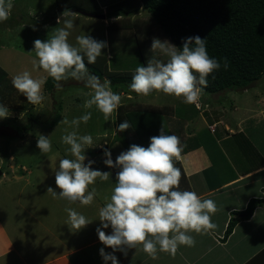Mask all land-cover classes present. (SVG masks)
Listing matches in <instances>:
<instances>
[{
    "label": "clouds",
    "instance_id": "1",
    "mask_svg": "<svg viewBox=\"0 0 264 264\" xmlns=\"http://www.w3.org/2000/svg\"><path fill=\"white\" fill-rule=\"evenodd\" d=\"M13 6L12 0H0V22L10 18ZM99 14L104 15L102 11ZM78 15L65 8L57 17V25L62 23L63 26L56 27L45 41L34 40L32 51L36 58L32 60L33 70H43L47 77L57 82V89H62L60 81L69 78L83 81L91 89L88 93L90 98L85 100L83 107L92 109L95 106L107 121L120 107L121 95L112 91L107 78L101 81L91 74L88 65L96 63L97 58L104 54L103 50L108 48V43L88 34L78 35L75 44L70 43L69 37ZM149 51L159 52L167 59L151 55L146 65L135 69L130 89L137 95L148 96L156 91L183 98L184 103L195 104L207 88V77L221 68L220 61L209 56L206 39L199 35L184 38L182 47L154 37ZM223 67L225 70L229 67L227 58H224ZM47 77L33 78L29 71H23L12 77V85L28 103L38 105L45 99L42 90ZM8 116L9 108L0 105V118ZM91 118L92 112L87 111L71 121L67 117L61 121L73 129L71 132L65 129L66 134L61 137V142L70 146L68 151L73 158L59 160L58 170L54 172L55 184L60 191L57 193L52 187L47 188V193L54 199L90 206L97 191L94 187L89 190V186L97 179L108 181L112 176L111 172L94 169L95 161L85 155L86 150L94 145L93 136L79 135L77 130L81 123L87 124ZM130 127L128 121H124L116 132ZM36 147L41 153L50 152L49 136L40 134ZM182 152L180 138L166 134L163 125L159 135L150 137L148 147L132 144L128 150L120 152L115 161L112 152L108 148L103 149V163L110 169H118L111 196L105 198L107 202L98 212L100 226L96 233L105 246L99 250L104 264L109 261L119 264L116 252L126 256L129 249L138 246H142L153 260L158 258V251L174 257L179 246L195 245L190 233L201 234L216 229L217 225L211 219L218 211L215 201L202 199L195 191L179 190L182 173L175 166V161L181 159ZM65 211L67 224L75 232L92 222L74 208L67 207ZM108 228H111L110 234L104 231ZM105 248L112 251L106 252Z\"/></svg>",
    "mask_w": 264,
    "mask_h": 264
},
{
    "label": "crops",
    "instance_id": "2",
    "mask_svg": "<svg viewBox=\"0 0 264 264\" xmlns=\"http://www.w3.org/2000/svg\"><path fill=\"white\" fill-rule=\"evenodd\" d=\"M124 1L135 3L134 0L121 2ZM18 2L12 0L14 6L11 16L7 21L0 22V28L9 35L14 34L17 28L32 29L34 26L27 23L24 25L22 20L26 16L29 18L34 15L45 21L43 27H39L45 41L44 37L50 32V24H57V17L65 8L71 9L75 0H38L37 7L28 1ZM132 8L134 12L128 15L129 19L127 16H124L125 20L114 16L105 18L103 24L107 27V22H114L115 27H121L122 30L123 25L131 27L133 24L137 27L139 23L144 26V10L138 4L127 9L131 11ZM73 11L79 13L76 18L92 19L82 15L85 11ZM23 12L20 19L19 14ZM122 20L123 23L120 22ZM143 28L138 34L145 40L150 31ZM42 30L45 32L42 33ZM113 31L117 32V29ZM138 34L136 32L135 36ZM108 38L117 42L114 36L109 37L108 34ZM141 38H137L139 43ZM250 85L252 88L214 93L215 96L211 97L214 104L201 96L200 106L192 104L199 115L198 125L201 127L196 125L194 129H188L193 125V121L187 118L191 107L181 100L179 107L182 108L168 113L172 122L175 121L173 125L171 123L172 127L169 126L168 132L178 136L183 146L181 159L175 161V166L182 173L179 190L195 191L202 199L215 201L218 211L211 219L217 225L216 229L201 234L190 233L195 239V245L179 246L174 257L167 252L158 251V258L153 260L142 250V246L129 249L126 256L122 252H116L119 264H264V204L257 206L249 218L238 220L231 234L225 240L222 239L228 221L237 216L233 213L242 212L252 199H264V77ZM120 94L123 95L122 92ZM168 109L170 110H162ZM153 111L160 112L154 108ZM192 136H196L198 145L184 150L188 148L186 143ZM88 151L86 154L92 160L91 156L94 154ZM109 172L112 173L108 181L112 191L115 186V173L111 169ZM108 188L109 186H102L103 191ZM98 203L100 204L91 206L75 203H69V206H53L58 213L51 214L53 222L49 218L47 229H41L42 232L36 226L24 222L20 225L21 233L13 230L11 236L5 221L0 218V264H104L99 250L105 246L99 241L96 228L100 226L99 208L104 206L106 200ZM67 207L74 208L92 222L75 232L67 224ZM26 215L30 220L35 219L29 211ZM49 224L51 230H48ZM11 226L15 227L16 224L11 223ZM104 231L110 234L111 228ZM105 251L111 252L112 249L105 248Z\"/></svg>",
    "mask_w": 264,
    "mask_h": 264
},
{
    "label": "rangeland",
    "instance_id": "3",
    "mask_svg": "<svg viewBox=\"0 0 264 264\" xmlns=\"http://www.w3.org/2000/svg\"><path fill=\"white\" fill-rule=\"evenodd\" d=\"M18 1L16 0V3ZM24 1L36 5L38 0ZM121 1L123 0H95V4L98 8L100 7V11L104 14V7L120 3L122 10L117 5L113 11L115 14H118L116 16L125 20L124 15L119 13H122L129 6H135L136 3ZM84 2L82 5H84ZM18 5H20V2H18ZM23 14L24 12L19 14L20 19L23 17ZM127 17L129 19L130 16ZM142 17L146 19V24L140 26L138 23L137 27L139 30L133 24L127 29H125V26L122 27L123 30L121 27L118 29L112 22L109 23L111 26L107 22V27H105L104 19L101 18L85 20L79 17L74 21L75 26L71 30L69 37L70 43L75 44V37L81 34L91 35L93 38L106 41L107 43L109 40L108 48L103 50L104 54L97 58L95 64L88 65L89 72L98 76L101 81L105 78L109 81L112 80L107 75L108 72H117L119 74L116 76L120 82L111 84V88L115 93L120 94V92H123V95L120 94L121 105L107 121L95 106L92 109H85L83 107L85 100L90 98L88 93L91 92V89L87 88L83 81H77L72 78L60 81L62 89H57V82L55 83L53 78L47 77V74L43 70H33L32 60L36 58L35 52L32 51L34 47L33 42L36 39L43 41L40 29L43 27L45 21L39 17H34V15L29 18L26 16L22 20V23L24 25L27 23L29 26L34 27L29 30H19L17 28L15 33L11 35L0 28V105L9 108V116L7 118H0V172L2 174L0 175V218L5 221L6 229L11 236L13 235V230L21 233L20 225L24 222L36 226L39 232H42L41 229H47L46 223L49 218L53 222L51 214L58 213L53 206H69L67 200L54 199L50 193H47L48 187H52L57 193L60 191L55 184L54 172L56 169L58 170L59 160L73 158L68 151L70 146L61 142V137L66 134L65 129L68 132L73 130L61 122L65 117L71 121L73 118H77L87 111L92 112V118L89 122L87 124L81 123L77 131L79 135L90 134L93 136L94 145L92 148L87 149L93 150L91 153L94 154L91 157L95 161L93 168L109 172L110 168L103 163V149L108 148L112 152L114 161L120 152L128 150L122 146L120 141H115L120 136L124 137V132H116L119 119L117 114H123L130 110H140L141 108L153 111L154 108L159 109L160 112L163 111L166 116L169 115L168 113H172L174 109L182 108V106L179 107V101H183L182 98L169 96L162 92L153 91L148 96L137 95L132 92L135 95H129L132 96L131 98L126 96L130 90V85L126 83L123 73L135 72L138 66L143 65V63L146 65L147 59L151 55H155L158 59H167V57L162 56L159 52L151 53L149 50L154 37L169 42L170 40L154 23L146 11H143ZM124 20L120 22L123 23ZM49 21L51 22V20ZM62 26V23L60 25L55 23L50 24V32L44 38L47 40L56 27ZM142 27L150 31L145 40L142 39L143 37H139L140 34H138ZM115 29H117V32L113 31ZM44 32L42 30V33ZM136 32L137 36H135ZM108 34L109 37L114 36L117 42L111 41L108 38ZM135 37L136 39L141 38L142 41L139 43ZM109 58L111 59L109 60ZM85 63L87 64L86 58ZM23 71H29L33 78H39L40 76L47 77L42 90L45 99L41 104L32 105L28 103L26 97L13 87L12 77ZM48 84H53L51 89L48 88ZM247 87L252 88L250 84ZM201 96L206 97L214 104L211 98L215 96L214 93L211 96L208 93H203ZM199 101L195 103L196 106L201 105L202 100ZM185 104L191 107L187 113V118L193 121V125L188 128L191 130L200 123L198 122L199 115L194 110L192 104ZM19 105L23 106V109L17 108ZM163 108H170V110L164 111L162 110ZM56 114L59 115V120L55 126L51 127L50 121ZM178 117L182 120V116L179 113ZM198 127L201 126L198 125ZM40 134L49 136L51 140L52 149L48 153H41L36 147L37 138ZM117 135L120 136L117 137ZM85 155L89 159L90 155L86 154V152ZM111 170L115 173L113 169ZM108 181L97 179L95 184L89 186V190L94 187L97 191L93 204H100L98 202H105L106 197L110 198L112 191L110 190L111 185H109ZM103 185L109 186V188L103 191ZM75 204L80 203L76 202ZM28 211L32 213L35 219L30 220L27 217L26 212ZM11 223H15L16 226L12 227ZM48 230H51V224L48 225ZM33 232L35 231L33 230ZM22 233L25 234L24 232Z\"/></svg>",
    "mask_w": 264,
    "mask_h": 264
},
{
    "label": "trees",
    "instance_id": "4",
    "mask_svg": "<svg viewBox=\"0 0 264 264\" xmlns=\"http://www.w3.org/2000/svg\"><path fill=\"white\" fill-rule=\"evenodd\" d=\"M134 1L151 16L154 23L173 45L182 47L183 39L189 36L199 35L206 39L209 56L218 59L221 68L207 77L208 85L202 93L212 94L226 90L243 89L264 77V0ZM95 3V0H86L82 5L83 1L78 0L77 2L75 0L70 8L78 12L85 11L87 13L91 11L99 14L101 11ZM117 5L121 7L120 3L106 7L104 11L106 18L118 15L113 11ZM133 12V8L131 11L124 9L119 14L128 16ZM128 27L125 26V29ZM224 58H227L229 62L227 70L223 67ZM134 73L131 71L128 74L123 73L128 85H130ZM107 75L112 79L110 80L111 84L120 82L116 76L119 75L117 72H108ZM120 78L122 77L120 76ZM53 81L56 83L54 79ZM52 85L48 84V88L51 89ZM133 93L130 89L127 94L135 95ZM18 107L23 109L21 105ZM149 110L141 108L140 110H130L123 114H117L119 116L118 125L128 121L131 127L123 131V138L117 135L120 138L115 141H120L126 149H129L132 144L148 147L150 137L159 135L162 125L165 133L170 135L168 128L169 126L172 127L175 121L172 122V119L162 112ZM58 120L59 115L56 114L50 121V126H55ZM197 145L196 136H192L187 140L186 147L188 146V148L184 150ZM88 152L92 153L93 150ZM113 170L115 173L118 171L117 169ZM263 204L264 199H252L242 212L233 213L237 216L231 217L228 221L222 239L225 240L231 234L238 220L249 218L254 209Z\"/></svg>",
    "mask_w": 264,
    "mask_h": 264
},
{
    "label": "water",
    "instance_id": "5",
    "mask_svg": "<svg viewBox=\"0 0 264 264\" xmlns=\"http://www.w3.org/2000/svg\"><path fill=\"white\" fill-rule=\"evenodd\" d=\"M82 15H85V16L91 17V18H101V19L104 18V15H100V14L83 13ZM0 175H1V172H0Z\"/></svg>",
    "mask_w": 264,
    "mask_h": 264
}]
</instances>
